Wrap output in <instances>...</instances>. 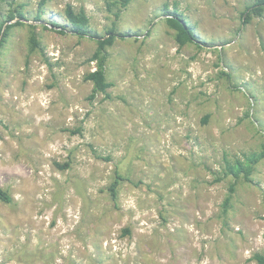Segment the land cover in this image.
I'll list each match as a JSON object with an SVG mask.
<instances>
[{
  "label": "rangeland",
  "instance_id": "1",
  "mask_svg": "<svg viewBox=\"0 0 264 264\" xmlns=\"http://www.w3.org/2000/svg\"><path fill=\"white\" fill-rule=\"evenodd\" d=\"M113 1L0 3L3 19L26 17L0 56V187L13 197L0 264H256L264 160L248 180L225 165L264 145V14L245 23L255 0H133L117 19ZM67 5L86 11V37L52 26L68 25ZM175 13L196 43L178 46ZM111 29V86L93 98L85 77Z\"/></svg>",
  "mask_w": 264,
  "mask_h": 264
},
{
  "label": "trees",
  "instance_id": "2",
  "mask_svg": "<svg viewBox=\"0 0 264 264\" xmlns=\"http://www.w3.org/2000/svg\"><path fill=\"white\" fill-rule=\"evenodd\" d=\"M7 0H0V3H4ZM133 0H114L109 3L108 6H113L116 8L114 15L117 19L120 18L121 13L126 9ZM47 0H41L40 6H44ZM18 13L17 15L15 13ZM264 14V0H255V2L249 6L245 13V23L252 20L253 17H261ZM65 18L67 19L68 25L61 26L58 23H52V26L56 29L60 28L59 32L62 34L66 33V27L70 26L72 31L79 37L84 38L89 33V17L86 11L81 8L76 11L71 5H67L65 10ZM18 19L15 23H11ZM26 17L23 15L19 9L11 10L9 16L3 19L0 16V56L2 55V49L12 31L16 26L24 25ZM40 20V17L37 19ZM167 26L174 31L175 41L179 47H184L188 44L196 43V35L189 24L184 21L178 14H173L166 18ZM46 26L45 28H48ZM115 29H111L108 32L107 37H102L97 40V50L92 57L93 61L97 62V68L95 71L90 72L86 75L85 79L91 81L93 84L92 97L95 98L97 94H105L110 88L111 84L107 80L106 75V64H107V48L112 46L117 35ZM32 49L36 48L39 44L37 37L33 35L30 39ZM264 160V145L261 150L255 153L244 156L243 159H235L234 161L227 160L225 165V175L232 176L235 180L241 178L249 179L253 174L255 167ZM61 169L68 168V165H60L56 163ZM123 181V177L117 174L116 179L110 185L108 191L111 197L116 200L118 197V190L120 183ZM236 192V184L233 183L229 187V193L223 202V212L226 214L233 201V195ZM13 202V197L9 191L0 187V204H11ZM128 233L129 230H126ZM253 260L256 264H264V252H259L254 254Z\"/></svg>",
  "mask_w": 264,
  "mask_h": 264
}]
</instances>
